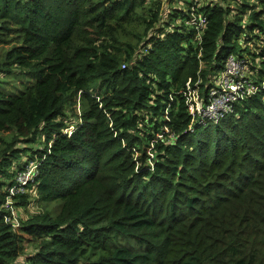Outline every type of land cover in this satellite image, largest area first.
Instances as JSON below:
<instances>
[{
    "label": "trees",
    "instance_id": "trees-1",
    "mask_svg": "<svg viewBox=\"0 0 264 264\" xmlns=\"http://www.w3.org/2000/svg\"><path fill=\"white\" fill-rule=\"evenodd\" d=\"M180 4L0 0V264H264V0ZM232 54L260 89L193 122Z\"/></svg>",
    "mask_w": 264,
    "mask_h": 264
},
{
    "label": "built area",
    "instance_id": "built-area-1",
    "mask_svg": "<svg viewBox=\"0 0 264 264\" xmlns=\"http://www.w3.org/2000/svg\"><path fill=\"white\" fill-rule=\"evenodd\" d=\"M205 21L206 17L200 18L201 24ZM246 67L244 59H239L233 54L229 55L224 70L214 79L211 89L205 95H201L198 89L189 90L186 97L193 122L200 118L203 121L216 123L234 113L236 103L260 89L261 86L246 77ZM36 168L37 164L33 163L25 172L18 175L16 184L9 188L12 196L24 192L25 186L29 182H34L37 175ZM23 173L26 174L24 181L21 178Z\"/></svg>",
    "mask_w": 264,
    "mask_h": 264
},
{
    "label": "rangeland",
    "instance_id": "rangeland-1",
    "mask_svg": "<svg viewBox=\"0 0 264 264\" xmlns=\"http://www.w3.org/2000/svg\"><path fill=\"white\" fill-rule=\"evenodd\" d=\"M180 1L181 0H173V5L174 6H177V7H180ZM187 2V0H184V2ZM184 5V4H183ZM170 7H171V5H170ZM5 47H11L10 45H4ZM1 49V48H0ZM219 65L221 64V62H219L218 63ZM246 74H247V71H246ZM197 93V92H196ZM73 127L74 126H70L69 128H68V131H71V130H73ZM149 151V150H148ZM25 177H26V174H22L21 175V178H22V181H24L25 180ZM31 193H33V195H36V192L33 190ZM39 210H42V208H41V206H39V208H38V205H37V203L35 204V203H32V204H30L27 208H22V207H20V211H21V214H19V216H21V219L22 218H24V220H26L28 217H30V216H32V215H34V214H36V213H38V211ZM14 213H15V211H14ZM16 227H18L17 225H16ZM34 247H33V245L31 246V245H27L26 246V253L27 254H29V253H31V251H32V249H33Z\"/></svg>",
    "mask_w": 264,
    "mask_h": 264
}]
</instances>
